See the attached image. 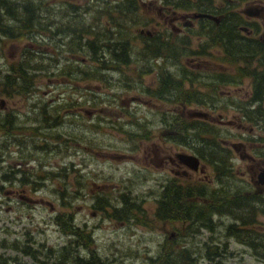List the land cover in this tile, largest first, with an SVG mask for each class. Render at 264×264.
<instances>
[{
  "label": "rangeland",
  "instance_id": "obj_1",
  "mask_svg": "<svg viewBox=\"0 0 264 264\" xmlns=\"http://www.w3.org/2000/svg\"><path fill=\"white\" fill-rule=\"evenodd\" d=\"M19 1L22 2L24 0ZM214 1L216 6H222L221 10L223 14H228V6L224 0ZM256 1L264 3V0L246 1L239 4L234 11L242 10L246 6L245 4L255 3ZM26 2L33 4L35 6L33 10L36 11L37 9L40 16L39 19H36L32 29L28 30L30 33H24L25 36L22 39L15 40L0 31V103L2 100L6 102L5 106L0 104V108H3L0 111L19 112L22 116L27 113L32 115L38 111L32 108V104L36 102L42 103H38L39 110L44 107L43 104L45 103H48L49 108H51L59 104L60 101H56L58 94L66 91L63 95L69 96L68 91L70 90L72 93L75 87L77 88L75 90L76 94L82 95V97L80 107L78 108L79 116L72 113L68 115L65 113V110L68 108L72 109V107L68 105L64 107L61 115H66V118H63V122L65 121L66 123L65 125L50 130L52 132L44 131L43 135L39 131L31 132V134L26 132L24 135L32 138L31 144L28 147L25 144L24 138L18 141L20 147L16 145L8 146L9 144L5 146V143H8L7 137L0 133V178L6 172L18 169L16 161L25 162L27 160L19 154V148L23 150L25 147L28 149L27 151L24 150L25 156L31 161L30 164L36 170H38V162L40 164V161H42L49 166L45 168L46 171L53 170L57 172V169L52 167V164L55 165L57 161L59 162V167L63 168L62 173L65 175V177L63 176V181L59 180L58 183L53 180L37 182L36 179L31 177L30 183L40 184L37 190L34 189L35 186L32 184H22L20 180L24 175L21 173H18L17 180L4 181L0 179V258L9 259L12 261L11 264H37L33 258L25 255L22 249H31L40 259L41 255H59L62 248L67 246L69 250L73 251L71 256L76 255V252H79L82 257L88 258L91 257L92 253L98 254L101 260L99 264H156L167 256H171L172 261L185 264V255L182 252H173L167 255V251H165L166 248L173 245L171 244L172 242H169V236L171 233H175L177 234L176 238L184 241L189 240L190 246L183 247L182 243L178 244V248L173 246L176 250L181 251L183 248H186L189 254L197 255L193 264H208L207 260L203 259L202 256L213 252L216 247L215 242L217 241L222 243L219 245L220 251L228 256L224 259L227 264H264V262L256 261L252 255H247L244 262L238 261L239 250H251L248 247L237 244L228 235V224L223 220L218 221V218L222 219L225 214L222 217L218 216V218L214 219L215 221L210 220L206 222L215 231L212 237L214 240L211 239L212 232L210 231L202 229L200 233H193L189 226L190 223L171 220L165 222L157 216L160 213L159 210L157 211L160 194H168L164 197L162 203L159 204L161 208L163 205H170L172 208H168L169 211L174 207L184 208V210L190 211L192 215L196 214L192 216L193 223L191 222V225L194 224L196 227L202 224L196 220V216L199 213L193 211V209H200V207L191 205L185 207L181 204L184 201L176 199L172 190L169 192V189L163 190L159 186L161 182H164L161 180L167 176L163 170L166 167L160 166L156 162L157 160L155 161L153 147L149 151L150 155L146 156L148 147H151L150 144H146L147 140L136 139L132 136V134L144 135L147 130L157 131L158 135H163V132L173 131L176 128L179 131L177 133L178 137H185L184 132H181L175 125L176 117H172V110L175 104L168 102L153 103V105H160V110L166 112L169 116L164 117L162 112L156 108L140 105L136 102H129L133 96H137L136 92H129L127 98L125 97V101L120 102L116 96V92H121L120 88H116V86L108 88L100 83L95 84L81 75L82 71L91 74L90 65L93 63L90 56L91 50H88L87 47L84 48V44L85 41L92 40L93 37H85L81 42L78 37L79 33H77V39L73 42L72 38L74 36L55 34L61 29L58 26L59 24L62 25L64 32L71 31L72 33L77 28L78 23L71 20V18L78 19L79 27L81 25V18L78 13L76 15L72 13L69 15L70 18L63 15L61 10H66L65 3L77 6L80 9V14L83 10L89 8L90 13L83 14L86 16V20L88 19V25L95 20L97 12L101 11L100 8L107 6L106 2L97 0H27ZM150 2H154L156 8L149 7ZM38 4H43L42 8L41 6L39 8L40 10L36 8V6L39 7ZM115 5H117L115 2L109 4L110 7ZM139 5L140 11L144 16L142 18L143 23L136 26L133 30V36L129 37L133 40L135 51H140L143 47V38L140 36L139 30L141 27L146 28L148 20L155 17L158 22H161V29L164 28L163 19L160 18L157 10L166 5V2L165 0H141ZM46 18H49L51 21L53 20L56 24L55 26L52 23L53 26L48 27L51 31L48 33L49 37H46L42 33L43 27L50 21L46 20ZM107 20L108 18L103 15L102 22L105 23ZM6 23L11 28L23 26L21 18L7 20ZM127 26H130L128 21ZM9 29H7L8 32H10ZM146 30L153 29L150 26ZM50 40L53 43L52 48H47ZM104 42H109V40ZM193 42L194 46L198 45L196 37L193 38ZM69 43L77 45L76 49L84 48L80 52V56L86 58L87 65L80 67L82 71L80 70L79 78H77V75L73 77L63 76L65 60H62L63 63L60 60L53 62V60H56V57H53V52L71 48L72 46ZM95 45H99V41ZM29 52L30 56L28 55ZM66 54H68L65 55L66 57L70 56L69 52ZM191 57L193 58L194 55L188 54L184 61H187ZM228 59L229 56L226 53L220 55L218 50L209 48L202 63L196 62L193 65L195 70L190 69V71L198 77L199 82H212L206 78L211 71H219V75L224 74L222 71L229 72L230 74H226L228 76L224 77L230 79V81H239L237 85H244L241 88H244L247 83L253 82L251 76L241 77V74L237 71V65ZM25 62L28 64H25ZM192 62L194 63L195 61ZM18 63L22 65L24 63L28 76L33 78V90L27 93V95L18 94L13 91L11 93L12 96H10V93L5 91L4 82L6 75L12 74V67H16ZM132 63L128 66L127 72L129 78L137 79L144 63L140 61L137 63L138 67ZM197 63L201 64L200 69ZM256 65L258 64L253 62L251 68H254ZM221 67L223 68L221 69ZM97 76L101 78L102 75L98 72ZM150 79V77H145V81L147 80V82ZM67 80H71L70 82H73L72 80L76 81V85L74 84V87L69 86L71 83L67 82ZM101 82H108V78L104 76ZM231 90L239 99L238 102H241L242 95L240 91ZM203 93L206 92L203 91ZM210 103H212L211 105L219 104L220 107L223 103L226 106L228 104L221 99L210 101ZM229 105L232 106L233 104ZM120 107H125L129 111L126 118H113L107 113H96L90 119L86 114V110H92L93 108L102 111L117 109L114 111L117 112L120 110ZM177 107H179V104H177ZM190 108L197 109L195 105H191ZM96 109L95 112H99ZM204 111L206 110L204 109ZM226 113V121L233 120V116L238 114L237 110L233 108H230V111ZM215 114H218V112ZM53 116L55 117V115ZM69 120H75L78 122V125L68 124ZM124 121L130 135H124L121 132L120 124ZM245 126L250 127V124L247 123ZM41 128L42 131L45 129L44 127ZM246 133H248L247 130L239 131L236 128L220 132L222 137H230V139H234V142H238L240 136ZM21 135L22 133L17 132V138ZM52 136H60L62 140H54ZM167 137L169 142L173 135L168 134ZM116 154L125 156H122V158L113 157ZM244 165L241 163L242 167L240 170L246 172L247 175L248 172ZM215 173L217 174L211 168L210 171L207 170L206 174L210 177L211 175L214 176ZM33 174L54 173L34 171ZM26 176L30 175L26 174ZM202 177L203 174L201 173L195 176L196 179ZM223 181L224 186H226L225 188L229 189L228 191L234 192L237 185L233 179H224ZM244 186L242 185V187ZM18 187L28 191L26 193L31 198L29 202L19 199L18 196L8 197L6 192L20 190ZM220 187L222 188V185ZM216 189L215 185L213 190ZM61 191H69L70 193L82 191V197H71L74 200L66 198L65 202L70 205H65L61 198ZM122 199H125L123 206L124 220L119 218L122 215L120 209L117 211L113 208V206L121 208ZM118 201L121 202L118 205H114ZM178 202L181 203L179 204ZM132 204L136 209H133L135 213L129 218L132 212L131 208H133ZM113 214H117V218H114ZM107 215H110L111 218H108ZM58 216H61L63 222H68L70 219L72 221L70 223L89 232L94 242L90 246L85 245L74 250L76 247L75 243L69 245V242L75 237L72 234H65L61 230L60 225L56 222ZM208 217H210V214ZM226 218L232 220L230 217ZM81 241L84 242V240ZM259 241L264 243V237ZM13 244H17L19 249L12 248ZM257 249L258 251L264 250V248L259 247Z\"/></svg>",
  "mask_w": 264,
  "mask_h": 264
},
{
  "label": "flooded vegetation",
  "instance_id": "obj_2",
  "mask_svg": "<svg viewBox=\"0 0 264 264\" xmlns=\"http://www.w3.org/2000/svg\"><path fill=\"white\" fill-rule=\"evenodd\" d=\"M251 4L256 7L264 6V3L259 1H256L255 3L251 2L245 4L246 6L242 10H236L235 12L238 14L237 16L231 15L230 13L223 15L213 14L216 19L195 18L192 14L200 11H179L175 7L163 5L161 8H158L157 11L160 18L163 19L164 28L161 29V22H158L155 17L148 20L146 28L151 26L153 30H146V28L143 27L140 28L139 34L143 38L144 43L140 51H135L133 47V40L124 34L123 38L120 40L121 45L117 46V52H122V56L120 57L122 58L121 62L120 59H117L118 61H112V51L105 46V43L117 44V41L109 40V42H104L106 41L104 39L99 41V45L102 46L101 50L97 52L91 50L90 52L93 63L90 65L91 74L89 80L93 81L95 84L100 83L105 85L108 88L112 86L120 88L121 92H116V96L119 98L120 102L125 101V97L127 98L129 92H136L137 96H133L129 102H136L140 105L151 106L159 111H161L159 108L160 105H153L154 102L174 103L175 106L172 110V117H176L175 125L179 117L189 120H206L211 124L217 125V129L220 132L232 128H236L239 131H248L245 135L240 136L238 142H234V139H230V137L224 138V136L219 140L220 143L218 144L221 149L220 156L224 158L222 159V163H227L229 166H227V168L229 170H227V173H221V170H219V173H215L214 176L211 175L210 177L206 174L207 170L210 171V169L213 168L214 172L216 171L211 162L200 159L204 170L193 171L178 158V154L180 153H194L189 152L191 150L188 147V143L184 141V137H178L177 133L179 131L176 128L173 129V131L170 130L169 132H163V135H158L157 131L153 130H147L144 135H133L136 139L141 138L143 140H147L146 144H150L151 147H148L146 156L150 155L149 151H151V148L153 147L155 161L157 160L156 162L160 166L166 167V169L163 170L166 172L167 176L161 180L164 182L159 184L163 190L169 188V192L172 190L175 198L182 201L183 196L187 199L190 196L189 191H186V189L192 187L203 188L204 190L201 194L199 191L195 192L196 194H200V197L196 198L195 202L207 205V207L203 208L207 216L210 214V217H206L207 220L215 221L214 219L218 218V216L222 217L225 214L222 219L218 218V221L223 220L226 224H228L229 228L233 227L235 235L229 236H231L237 244H241L251 250H239L238 261L244 262L247 255H252L256 261L264 262V250L258 251L257 249L258 247L264 248V243L259 241L262 240V237H264V183H260V174L264 172V126H262L264 124V104L262 111L258 112L260 106L256 103L253 94V82L247 83L244 88H241V86H244L243 84L237 85V82H199V79H195L193 77V73L190 71V69L195 70L193 65L196 64V62L202 63L209 47L214 50H218L220 55L224 53L228 54L231 48L230 44L232 42L234 43L232 38L233 40L236 38L240 43L251 42L257 44L258 42H261L264 45V12L258 17L246 15L244 10L247 7L252 6ZM144 6H146V4H144ZM149 7L156 8V4L154 2H150ZM221 8L222 6L218 9L221 10ZM123 9H125V7ZM46 20L50 19L46 18ZM107 25L110 26V22ZM50 26L53 25L49 24L45 27V29H43L42 33L46 37H49L48 33L51 32L48 29ZM58 26H60L61 29L55 33L56 35L62 34L66 36H74L72 39L73 42H75L77 39V31L73 30V34H71V31L64 32L61 24ZM159 27L160 29L158 30ZM217 29H221L220 32H218L219 35H216V32L218 31ZM210 30L212 31V34L209 36L208 33ZM74 32L76 33L74 34ZM195 37L197 38V46H194L193 42V38ZM92 40L97 44L98 39L93 37ZM224 41L227 43L228 51L226 46L224 48ZM161 42L168 47V51L167 53H164V55L157 54L156 52V44ZM69 44L72 46L71 48H66V50H61L59 52H53V57H56V60H53V62H58L60 60V62L63 63L62 60H65V66H63V76L73 77L77 75V78H79L81 70L80 67L87 65L86 58L80 56V52L82 51L81 49H76L77 45H74L73 43ZM48 45L49 46H47V48H52V40H50ZM67 52L70 54L69 57L65 56L68 55L66 54ZM188 54H192L194 57L188 58L187 61H184ZM126 57L129 60L127 61V63L129 62L128 64L123 61ZM140 61L143 62L144 65L141 67V72L138 74V78H129V74L127 72L128 66L132 63L136 64L138 67L137 63ZM192 61L195 62L193 63ZM200 63H197L199 69L201 65ZM25 64L28 63L25 62ZM222 68L223 67H221V69ZM187 69L190 72L187 71ZM12 70V74L6 75L5 82H7L8 85L5 91L10 93V96H12L11 93L13 91L18 94H23L21 91H24L26 92V95L27 93L32 92L33 87L30 90H26L27 88H23L21 90L18 88H11L12 92L10 91L9 84L15 81L9 79H16V82H34L33 78L25 79L20 77L15 70V66L12 67ZM66 71H68V75H66ZM98 72L102 75V79H104V76L108 78V82H101L102 79L100 76L97 77ZM226 72L222 71L224 74ZM213 73L214 72L211 71L209 74ZM217 73L219 75V71H217ZM146 76L151 78L149 82H147V80L145 81ZM70 81L71 80H67V82L71 83L69 86L74 87V84L76 85V81ZM76 89L77 88L75 87L72 93L69 90V96L63 95L66 91L58 94L56 96V101L60 102L51 108H49L48 103H45L43 104L44 107L39 110L38 103H42L36 102L32 104V108L34 110H38L37 113L34 112L32 115L27 113L22 116L19 112L14 113L7 110L3 112L0 111V133L7 137L8 140V143H5V146L9 144L8 146L16 145L20 147L18 141L24 138L25 144L28 147V145L31 144L32 138L25 136L24 134L26 132L31 134V132L39 131L43 135L44 131L54 130L62 125H65L66 123L65 121L63 122V118H66V115H61V112L64 111V107L66 105L72 107V109H66L65 113L68 115L72 113L79 116L80 113L78 108L80 107L82 95L76 94ZM231 89L240 91L242 95L241 102H238L239 99L234 95V92H232ZM203 91L206 93H203ZM216 99H221L223 102L228 103L227 106L224 103L221 107L219 104L211 105L212 103H210V101ZM0 104L5 106L6 102L2 100ZM177 104H179V107H177ZM229 104L233 105L230 106ZM191 105H195L197 109L190 108ZM230 108L237 110L238 114L233 116V120L226 121V112H229ZM95 109L96 108L86 110V114L90 119H92L96 113H107L113 118H126L129 114V111H127L125 107H120V110L117 112H114L117 109L108 111L96 109L99 112H95ZM204 109L206 111H204ZM0 110H3V108H0ZM161 112L164 117H169L166 112ZM196 112L206 113L207 115L205 118L195 117L194 114ZM216 112H218V114H215ZM53 115H55V117ZM247 123L250 124V127L245 126ZM68 124L76 126L78 125V122L75 120H69ZM41 127H44L45 129L42 131ZM120 128L124 135H130L125 121L120 124ZM17 132L22 133L19 138H17ZM168 134L173 135L169 142L167 137ZM53 139L57 141L60 139L62 140L60 136H55ZM234 144H236V148L233 147ZM38 145L40 146V144ZM27 147L23 150L19 148L20 156L27 160L25 162L15 160L16 163H18L16 164L18 165V169L15 171L21 174L26 173L30 175H25L29 181H31V177L36 179L37 182L53 180L58 183L59 180L63 181L65 175L62 173L63 168L59 167V162L56 161L55 165L52 164V167L57 169V172L53 170L46 171L45 168L49 166L42 161H40V164L38 162V170H36L34 166L30 164L31 161L25 156V151L28 150ZM122 156L125 155H113V157L116 158H122ZM241 163L245 164L244 167L248 172V178L246 172L240 170L242 167ZM34 171H45L54 174H33ZM234 172H236V174H234ZM198 173L203 174V177L196 179L195 176ZM224 179H233L237 185L234 190L233 208L230 206V200H228L226 204L224 203V199L229 195V189H226V186H224L223 183ZM215 185L217 189L213 190ZM220 185H222V188ZM242 185L245 186L242 187ZM38 187L40 186L36 185L34 189L37 190ZM178 188L184 190L178 191ZM19 189L20 190L17 191H7L6 194L8 197L18 196L19 199L29 202L31 198H29L26 193L28 191L21 188ZM63 195L81 198L82 191H76L74 193L61 191V198ZM167 195L168 194H160L157 211H161V206L159 204L162 203L164 197ZM119 202L121 201L115 202L114 205H118ZM121 203V208L117 206H113V208L117 211L120 209L122 215L119 218L124 220L123 206L125 199H122ZM178 203L180 204L181 202ZM180 209L184 210V208ZM199 210L200 209L198 208L193 209L195 212H199ZM171 211L175 212L177 209L173 208ZM112 216L117 218V214H113ZM107 217L111 218L110 215H107ZM226 217H230L232 220H228L229 218ZM189 226L191 227V231L193 233H200L202 229L212 232L211 239L214 240L212 237L214 236L215 231L212 226L210 227L207 223L197 225L196 227L194 224ZM176 235L177 234L175 233H171L169 236V242H172L171 244H173L176 248H178L179 243H182L183 247H187L188 245L190 246L189 240H181L180 238H176ZM220 244L222 243L218 241L215 242L216 247L214 248L213 253L202 256L203 259L207 260L208 264H227L224 259L228 256L220 251ZM4 247H6V245H4ZM11 247L15 248V244ZM184 255V262L186 264H193L197 257V255L192 254ZM38 257L39 256H30V258H33L34 262L37 264H52L53 262H55L54 264H99V262H101L99 255L94 253H92L89 258L82 257L81 254H76L74 256L47 254L46 256L41 255L40 259ZM167 257L171 258V256ZM11 263L12 261L9 259L0 258V264Z\"/></svg>",
  "mask_w": 264,
  "mask_h": 264
},
{
  "label": "trees",
  "instance_id": "obj_3",
  "mask_svg": "<svg viewBox=\"0 0 264 264\" xmlns=\"http://www.w3.org/2000/svg\"><path fill=\"white\" fill-rule=\"evenodd\" d=\"M26 1L27 0H24L22 2L19 0H0V31L11 39L13 38L15 40L22 39L25 36L24 33L26 34L28 30L32 29L36 19L40 18L38 14L39 11H37V9L36 11L33 10L35 6L33 4H28ZM97 1L106 2L107 6L100 8L101 11L97 12V16L95 17V20H93V22H91L88 25H87L88 19L86 20V16H84L83 14L84 13L89 14L90 13L89 8H86L80 14V9L77 6H72V5H68V3H65L64 6L66 7V10H61V12H63V15H65V17H68V18H70L69 15H71L72 13L73 15H76L77 13L80 15V18H81L80 27H79L78 19L71 18V20L78 23L77 28L74 31H77V33H79L78 37L80 41L84 39L85 37L87 38L90 36L95 37L96 39H98V41L103 39V37H104V40L117 41V44L105 43V46H107L112 51V55H113L112 61L120 59V62H121L122 58L120 57L122 56V52L121 51L117 52V46L121 45L120 40L123 38L124 34H126L128 37H132L134 34L133 30L136 28V26H139L141 23H143L142 18L144 16L142 15L140 11V5H139L140 1L139 0H97ZM246 1H250V0H224V2L228 6V10H229L228 13H230L231 15H235V16H237L238 14L234 11V9L239 4L246 2ZM113 2H115L117 5L110 7L109 4ZM165 2L167 6L175 7L179 11L191 12L192 10H198L201 13H206V14H211V15L213 14L223 15L222 13L223 11L218 9L219 7L215 5L214 0H165ZM38 5L39 7L36 6V8L40 10L39 8L40 6L42 8L43 4L41 5L38 4ZM124 7L125 9H123ZM103 15H105L108 18V20L105 23L102 22ZM19 18H21V23L23 24L22 27L20 28L12 27L11 28L10 26L6 25L7 20H10V19L17 20ZM127 21L130 23V26H127ZM107 22L108 23L110 22L111 25L108 26ZM52 23L53 21L51 20L48 21V24L45 25L43 29H45V27H47L49 24H52ZM43 25H44V22H43ZM8 28H10L9 29L10 32L7 31ZM96 28L98 29L97 31H96ZM220 30L216 32V35H219L218 32H220ZM75 33L76 32H74V34ZM71 34H73V31ZM208 34L210 36V34H212V31L210 30ZM225 41H224V48L226 46L227 51H228V46ZM232 41H234V43L232 42L230 44L231 45V48L229 50L230 54L229 53L227 54L229 56L228 60H230V62L234 63L235 65H237V71L241 74V77L251 76L253 84H254L253 94H254L256 103L260 106V109L258 110V112H261L263 108V104H264V45L261 42H258L257 44L251 43V42L240 43L236 38L234 40L232 38ZM156 45H157L156 46L157 54L164 55V53H167L168 47L164 45V43L161 42V43H157ZM85 47H87L88 50L90 49L95 52L100 51L102 48L101 45H95V42L93 40L85 41L84 48ZM84 48L81 49V51H83ZM29 54L30 52L28 53V55ZM128 58H129V55H128ZM123 61L124 63H127V61L129 60L126 57V59ZM253 62H256V64L258 65H256L254 68H251ZM16 65L17 66L15 67V70L20 77L25 78V79L32 78L28 76V72L24 70L25 68L23 67V65H21V63H18ZM187 71L189 70L187 69ZM65 73L66 75H68V71H66ZM226 74H230V73L226 72L224 75H218L216 71L213 74H208L206 78L211 80L212 82H239V81H230V79H226L224 77V76H228ZM81 75L82 77L86 79H90L89 72L82 71ZM193 77L195 79L198 78L194 74H193ZM9 80L15 81L9 84V88L11 92H12L11 88H18L20 90L23 88H27L26 90H30L34 85V82H16V79H9ZM7 85L8 83L5 82L4 84L5 89L7 88ZM21 92L23 93V95H26V92L24 91H21ZM176 127L180 129L181 132H184L185 134L184 141L188 143V147L191 150V152H193L196 156H198L203 161L211 162L212 166H214L217 173H219V170H221V173L228 172L227 171L229 170L227 168L228 165L227 163H224V164L222 163V159L224 158L220 156L221 149L218 143H220L219 140L222 138V135L217 129L218 128L217 125L211 124L208 121L202 120V119L189 120L186 118L178 117V120L176 121ZM132 136L134 135L132 134ZM23 175L24 177L20 180L22 184H26V185L32 184L33 186H36V185L40 186V184L30 183L28 178L25 177L26 173H23ZM17 176H18V172L15 170H12V171L6 172L0 179L4 181H12V180H16ZM182 190L184 189L178 188V191H182ZM203 190H204L203 188H199V187L197 188L192 187V188L186 189V191H189L190 196L188 199L185 196H183L182 200L184 202H182V204L185 207H188L190 205L194 207H200V211L198 212L199 214H197L196 216V220L200 221L202 224H206L208 220L206 219L207 215L205 213V210H203V208L207 207V205H205L204 203L195 202V199L200 197V194ZM196 191H199L200 194H196L195 193ZM71 197H74V196H64L63 195L62 197L63 204L70 205L69 203L65 202V200L66 198L70 200H74V199H71ZM233 197H234V192L229 191V195L224 199L225 204L228 200H230V206L232 208H233ZM170 207H171L170 205H167V206L163 205L162 208H160L161 211L160 213L157 214V216L165 222L169 220L181 221V222L190 223L189 225H191L192 216H195L196 214L192 215L190 211L181 210L179 207H174L175 209H177V211H175L176 213H173L171 210L170 211L168 210V208ZM133 209H136L134 205H133V208H131L132 212L129 215V218H131L132 214L135 213ZM70 222H72L70 219L68 220V222H63L61 216L60 217L58 216L57 218V223L60 225L61 230L65 234H68V235L72 234L75 237L74 239L70 240L69 245H71L72 243H75L76 247L74 250H76V248H79L81 246L82 247H84L85 245L90 246L94 242L92 241L91 234L84 229L76 227L74 224ZM227 230L229 232L228 235H231V236L235 235V231L233 227H230ZM81 240H84V242H82ZM15 249H19L17 244H15ZM22 251L25 253V255H30L33 257L37 256V254L32 252L31 249L29 250L22 249ZM165 251H167L166 253L167 255L173 252H179V253L182 252L183 254H189L187 249H182L181 251L176 250L173 245H170L168 248H166ZM210 253H213V252H209L208 254ZM60 254H63V256H71L73 254V251L69 250L67 246H65L62 248V251ZM75 254H79V252H76ZM156 264H182V262L181 263L175 262V261H172L171 258L166 257L165 259L159 260V262H157Z\"/></svg>",
  "mask_w": 264,
  "mask_h": 264
},
{
  "label": "water",
  "instance_id": "obj_4",
  "mask_svg": "<svg viewBox=\"0 0 264 264\" xmlns=\"http://www.w3.org/2000/svg\"><path fill=\"white\" fill-rule=\"evenodd\" d=\"M264 12V6L256 7V6H250L247 7L244 10V13L251 17H258ZM195 18H208V19H216L215 16L211 14L196 12L192 14ZM206 113L196 112L194 114L195 117L205 118ZM234 148H236V144L233 145ZM178 158L185 163L191 170L193 171H203L201 161L198 156L194 154H186V153H180L178 154ZM260 183H264V172L260 174Z\"/></svg>",
  "mask_w": 264,
  "mask_h": 264
}]
</instances>
